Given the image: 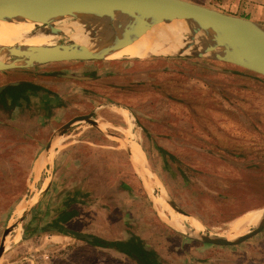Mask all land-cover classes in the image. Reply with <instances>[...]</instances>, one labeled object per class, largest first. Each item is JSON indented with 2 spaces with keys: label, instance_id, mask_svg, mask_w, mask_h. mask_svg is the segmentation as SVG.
<instances>
[{
  "label": "rangeland",
  "instance_id": "obj_1",
  "mask_svg": "<svg viewBox=\"0 0 264 264\" xmlns=\"http://www.w3.org/2000/svg\"><path fill=\"white\" fill-rule=\"evenodd\" d=\"M244 10L240 8L235 13L254 16L244 13ZM75 21L72 18L62 20ZM70 42L65 34L54 35L52 39L53 45ZM3 72H0V86L20 82L19 89L28 85L26 81L31 82L44 74L79 72L83 78L88 76L89 79H84L89 82L84 83L93 93L88 98L95 103L94 106L99 102L106 107L115 105L127 109L137 140L156 171L152 184L162 189L163 197H169L178 208L188 211L186 215L203 226L200 236L224 238L222 236L229 229V223L248 211L243 210L264 208V199H250L247 188L243 187L250 182L256 185L251 179L257 174L264 175V81L260 77L230 64L189 54L71 61ZM5 91L0 92V245L6 229L9 230L7 237L19 233L20 239L17 242L8 239L0 264H17L18 261L21 264H136L121 252L110 255L98 254L92 249H75L73 253L50 251L49 241L44 237L49 233V220H43L46 224L36 238L32 236L36 226L33 230V227H28L38 225L35 218L26 224V228L22 227L19 216L23 214L25 203L20 201L15 205L33 194L29 193L30 167L47 134H43L37 124L41 103L36 102L34 106L30 103L26 108L23 106L25 101L14 103L6 96L18 92L16 87L8 85ZM27 91L32 92L30 89ZM83 101L73 96L66 98L65 103L62 102L64 115L56 119L58 125L74 117ZM92 107L89 105L88 109ZM103 110L102 118L111 121L112 115L105 107ZM51 127L53 129L49 125ZM87 132L93 135L95 130L85 122H76L63 140H78ZM92 135L90 138L95 139ZM124 143H127L126 139ZM138 151L135 153L143 157L139 148ZM244 153L247 154L245 159L241 158ZM255 154L259 156L255 157ZM89 164L76 176L69 175L70 180L83 179L92 183L84 186L85 190H75V193H88L83 195L85 201L90 197L103 196L97 182V177L101 178L102 174H105L106 181L111 172H114L113 180H129L123 155L104 158L103 154H90ZM143 164L145 167L142 165L137 171L139 175L144 172L143 167L151 172L144 159ZM34 169L35 173L39 170ZM44 174L48 175L46 171ZM227 184L231 186L229 191L235 188L231 193L233 196L240 195L239 203L233 207L234 213H242L225 222L221 217L226 206L218 197L217 190ZM135 187L137 195L131 196L136 200L133 207L122 206L123 211L120 212V200L109 204L111 201L105 194L106 204L103 206L80 205V217L72 225L87 230L88 234L97 231L105 240L118 239L121 235L126 238L131 234L145 249L155 254L159 264H264V228L236 246H214L203 243L196 236V240L188 236L182 238L158 219L151 203L142 196L138 183ZM241 190L245 193L241 194ZM114 193L117 192L112 191V195H116ZM26 204L27 209L31 203ZM98 212L104 216L97 217ZM113 228H118L117 232ZM253 228H249L247 233ZM35 245L42 247L35 251ZM45 255L48 259H43Z\"/></svg>",
  "mask_w": 264,
  "mask_h": 264
},
{
  "label": "crops",
  "instance_id": "obj_2",
  "mask_svg": "<svg viewBox=\"0 0 264 264\" xmlns=\"http://www.w3.org/2000/svg\"><path fill=\"white\" fill-rule=\"evenodd\" d=\"M187 1L201 4L223 13L235 14L239 17L247 18L258 24L264 25V0H187ZM240 8H242V10L245 9L244 13L247 14L252 13L254 16H252L251 18L249 15H238L237 13H235V11L240 10ZM73 73L74 74L72 73L68 74V72H65L63 74H57V75L50 74L47 76L44 74L43 77H38V79L36 78V80H33L31 82L26 81L28 85H24L23 88L21 89H19L18 86L20 82L7 84V86L11 85V87L13 88L16 87L18 89V92L14 91L12 94L7 95L5 93L6 96L12 102L21 103L22 101H25L26 103L23 106H25L26 108L30 106V103L33 104V105L31 104L32 106H34L36 102L41 103V106L39 107V112L37 113V116L39 115L37 124L38 127L41 129L42 133L47 134V136H45L43 143L40 145L38 152L34 156L32 165L30 167L29 180L31 182V185H29V193L30 194L33 193V194L31 197H27V198H23L22 200H19L15 205L17 206V204L20 201H23L25 203L23 214L19 216L22 218V221H20L23 223L22 227L26 228L27 227L26 224L28 225V222L32 221L35 218V220L38 221V225L37 224L34 226L28 225V227H33L32 228L33 230L35 229L36 226V230L34 232L35 234L32 235L35 236L34 238H36L41 235V229L43 224L44 223L46 224V222L43 220H49V223H51V221L55 219L56 216L58 215L57 213L59 212L60 206L68 205L69 206L68 211L72 210L71 212L72 217H70L68 221H66L61 225L63 227H66L64 228V231H58L53 229L52 227L47 226V232L49 233L48 234L45 233L44 237L47 239V241H49L48 245L50 251L64 250L67 251V253L68 251L69 253H73L75 249H89V250L92 249L93 252L98 254L108 253L110 255H116V253H120V251H118L117 248L102 247L97 245L98 241L105 240L99 233H97V231L88 234L87 230L84 231L78 227H75L72 225V223L80 217V209H79L80 205L82 206L83 204H90L89 206H98V207L103 206L104 204H106L105 194L106 197H108L111 201L109 204H113V203L116 204V200L118 199L120 200L119 203L121 204V207L119 208L120 212L123 211L124 207L128 206L127 207L128 209L130 207H133L132 203H134L136 200L134 197L131 198V196L137 195L135 184L138 183V188L142 192V196L144 197L145 201L147 200L148 202L151 203L153 210L155 211L156 215L158 216V219L161 222L166 223V225H168L169 228L177 231V233L182 238L188 236L191 237L193 240H196V237H200L201 231L198 233H194V230L187 224L186 226L188 231L186 232H182L171 227L165 221V219L159 215V212L156 210V207L153 204V200L151 199V197H157L158 196L157 191L158 192L160 191V189L156 188L157 186H154L152 184L154 181L153 176L156 175L155 173L156 171L155 169H152V165L148 159L147 152L145 151L144 147H142L141 143L137 140L136 131L135 128L133 127V123H131V119L129 116L130 114L126 111L127 109L126 108L123 109L115 105L112 106L109 105L106 107L105 104H101L99 102L97 103L98 105L94 106L95 103L92 102L90 98H88L90 97L89 94L93 95V93H91L90 90L86 88L85 86L86 83H84V82H89V80L84 79V78L89 79V77L87 76L83 78L82 74H80L79 72H73ZM51 76L55 78V81H57V83H54V80ZM22 82H24V80ZM60 83L62 85H59ZM7 86L4 85L0 86L2 87V90L0 92L1 93L6 92L5 89ZM28 89L32 90V92L27 91ZM70 96L76 97L77 99L80 100L81 99L84 100L83 103H81L82 104L81 108L77 109L78 111L75 116L91 114V117L93 120H95L96 125L93 126L85 121H76V122H85L88 127L94 129L95 133L93 135L95 139L94 138L91 139L90 135L92 134L87 132L86 134L84 133V135H82L78 140L66 142L63 139H65V137L69 135L67 131L70 129L72 125L63 134H58L60 128L68 120L65 121L63 124L61 123V126H59L60 124L58 125L56 119L57 117L64 115L63 111L65 105L63 104L65 103V99ZM59 104H61L63 107H61ZM89 105L91 106L93 105V107L90 108L91 111L90 109H88ZM55 106L57 107L55 108ZM66 106L68 107V104H66ZM35 107L38 106L36 105ZM104 107L109 111L108 113L112 115L111 121H105L102 118V116L104 115V110H103ZM41 108H44V110L40 111ZM121 111L127 113L129 119L128 123L121 116L120 114ZM49 125H52L53 129L52 127L50 129ZM126 129H128L132 134L134 142L138 145V148L141 150V153L143 154L144 162L148 165L150 171L152 172L153 179L151 177H148L146 179V182L150 185V187H152L150 189V192L148 189H146L145 184L141 178L142 176L139 175V173L137 172L138 169L136 168L134 162L132 161L133 153L129 149L131 148V145L129 144V137L127 136V134H122V130L125 133ZM125 139L127 143H124ZM55 142L56 144L54 145ZM73 142L76 144H72ZM128 146L129 148H127ZM94 153H97L98 156H101V154H103L104 158L107 156L120 157V155H123L126 160L125 171L129 175V180L128 182L113 180L114 172H111L109 174L111 177L109 178L108 181H106L107 179L105 180V174H102L101 178L97 177V182L101 187L102 195L104 197L103 196L99 197L98 195L95 197H90L89 200L85 201L83 195L86 196L88 193L85 194L79 191L78 194L75 193V190H85L84 186L91 185L92 183L86 182V180L83 179H78L75 181L70 180L69 175L75 174L76 176V174L82 172V169L85 166L86 167L90 166L89 156L90 154L91 155L93 154L94 156ZM39 157H43L45 163L42 166V168H40L37 171V173H35L34 168L36 166L35 165L36 161L38 160ZM106 162H109V160H106ZM105 165L110 166V163H106ZM44 171H46L48 175L47 174L45 175ZM118 177L120 178V176ZM130 180L132 181V184H130ZM30 189L32 191H30ZM112 191L113 192L116 191L117 193H114L116 195H112ZM154 193L156 195H154ZM107 194L109 196H107ZM168 200H170L169 197ZM26 203H31L27 209H26L27 207ZM112 212L114 213V211ZM174 212L178 213L176 210H174ZM98 215L101 217L104 216L102 212L101 213L98 212L96 216L98 217ZM66 229H70L75 232L81 233L85 235L87 238L84 239L77 238L67 233ZM117 229L118 228H113L114 231H116ZM114 231H113V235H115ZM131 236L133 235L130 234L128 237L125 238L124 236L121 235L118 239L108 238L105 241L124 242L129 240ZM7 239H9V236L7 237ZM35 246H36L34 248L35 251L41 249L42 247L40 245H35ZM14 263L16 262H12L10 264H14ZM2 264H7V262H2ZM17 264H21V261H18Z\"/></svg>",
  "mask_w": 264,
  "mask_h": 264
},
{
  "label": "water",
  "instance_id": "obj_3",
  "mask_svg": "<svg viewBox=\"0 0 264 264\" xmlns=\"http://www.w3.org/2000/svg\"><path fill=\"white\" fill-rule=\"evenodd\" d=\"M133 17L136 26L127 32L126 38L137 39L157 23H170L184 20L193 26L190 35H202L201 49L189 55L206 57L230 64L264 77V25L250 19L226 14L187 0H0V21H31L37 26H49L54 35L61 32L51 24L68 18L76 20L105 21L111 28L115 17ZM128 44V41H123ZM97 53H99L97 51ZM86 46L75 42L53 46H32L22 50L19 46L0 48V72L27 69L35 66L84 60H101L104 56L95 55ZM187 55V54H180ZM2 87H0V91ZM85 121L95 126L91 114L75 116L59 130L63 134L74 122ZM178 213H185L168 200ZM264 212V208H263ZM20 221L22 218L20 217ZM264 228V215L261 222L248 233L233 240L201 235L204 243L214 246H236L249 239ZM9 232L5 230L0 245V256L4 252V239ZM77 237L85 235L66 229Z\"/></svg>",
  "mask_w": 264,
  "mask_h": 264
},
{
  "label": "bare ground",
  "instance_id": "obj_4",
  "mask_svg": "<svg viewBox=\"0 0 264 264\" xmlns=\"http://www.w3.org/2000/svg\"><path fill=\"white\" fill-rule=\"evenodd\" d=\"M68 21V20H67ZM115 23L111 28H106L105 21L77 20L75 22H55L52 27L58 29L61 34L68 35L71 42L86 46L95 55L104 56L107 60H117L122 58H136L145 56H176L180 54H188L195 50L201 49L202 35H190L192 24L184 20H174L170 23H157L152 26L144 35L137 39L126 38L128 31L136 26V20L133 17H115ZM37 23L31 21L13 20L11 22L0 21V48L18 46L25 50L32 46H53L52 39L54 34L50 33L49 26L37 27ZM128 41V44H123ZM65 44V43H64ZM97 51L99 53H97ZM4 55L0 56V60H5ZM140 59V58H138ZM114 113V111H113ZM117 114V113H116ZM121 116L128 123V115L121 111ZM123 133V132H122ZM129 137L132 161L139 171L142 167L143 157L136 154L138 151L137 144L134 142L132 134L128 129L125 133ZM61 143V142H60ZM56 142L54 143V145ZM134 148V149H133ZM141 151V150H140ZM43 157H39L36 161V169H40L44 165ZM145 167V165H144ZM140 172L145 187L149 190L152 187L146 182L148 177L152 178L149 171ZM150 180V179H149ZM151 181V180H150ZM159 195L153 197V203L157 206V210L162 218L165 219L171 227L176 230L186 232L189 225L194 233L202 230L203 226L197 220L191 219L189 216L176 213L171 208L168 198L163 197L162 189ZM263 208L252 209L241 216L233 219L229 223V229L222 236L228 240H233L247 233L249 228L256 227L263 219ZM20 234L9 236V240L17 242ZM8 242L7 236L4 239V245Z\"/></svg>",
  "mask_w": 264,
  "mask_h": 264
},
{
  "label": "trees",
  "instance_id": "obj_5",
  "mask_svg": "<svg viewBox=\"0 0 264 264\" xmlns=\"http://www.w3.org/2000/svg\"><path fill=\"white\" fill-rule=\"evenodd\" d=\"M243 71L250 73L252 75L258 76L261 79H263L262 81H264V77L257 75L255 73L249 72L247 70L242 69ZM186 143H188V141H186ZM195 145V144H194ZM232 145V143L230 144V146ZM239 148L241 149V147L239 146ZM160 153H164L162 152V150L159 151ZM247 156L246 153L242 154L241 158L245 159ZM259 156L255 154V157ZM248 169H255L252 167H249ZM257 169H255L254 171H256ZM254 173V172H253ZM257 173V172H256ZM250 180V179H249ZM256 185L253 184L252 182L248 183V184H243V187L245 186L244 189L247 188L248 190V194L250 195V199L252 197V199H254L255 197L259 198L260 200L264 199V175H256V177L254 179ZM231 186H229V184L226 185L225 188H218L217 192H218V197L221 198V200L225 203L226 209H225V215L223 212V215L221 217V220H225L228 221L232 216L237 215L239 213H242V211L237 212L236 214L233 211V207H235V205L239 202H237V200L240 199V195L237 197L236 194L233 196L231 193L233 191H235V188H232V190L229 191V188ZM238 187V186H237ZM241 194H244L245 191L241 190ZM241 201V200H240ZM236 202V203H235ZM175 203V202H174ZM233 203V204H232ZM68 205L66 206H62L61 210H59L58 215L56 216L55 219H53L51 221V225L49 227H52L55 230L58 231H64V228L61 226L63 223H65L66 221H68V219L72 216L71 212L72 210L68 211ZM181 210L185 213V214H189L188 211H186L185 209L181 208ZM249 211L252 210V208H246V210L243 211ZM58 224V225H56ZM89 239V238H88ZM97 245L102 246V247H115L118 249V251H120L121 253L125 254L126 256H129L131 259H133L135 261L136 264H159V262L157 261L155 254H153V252L148 251L147 249H145L144 246L141 245V242L139 241V239H137L134 236H131V238L127 241H120V242H107L105 240H100L97 242Z\"/></svg>",
  "mask_w": 264,
  "mask_h": 264
},
{
  "label": "built area",
  "instance_id": "obj_6",
  "mask_svg": "<svg viewBox=\"0 0 264 264\" xmlns=\"http://www.w3.org/2000/svg\"><path fill=\"white\" fill-rule=\"evenodd\" d=\"M43 259H48V256L47 255L43 256Z\"/></svg>",
  "mask_w": 264,
  "mask_h": 264
}]
</instances>
